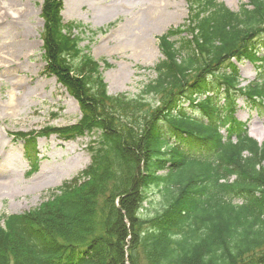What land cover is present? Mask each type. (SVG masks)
I'll return each mask as SVG.
<instances>
[{
    "label": "trees",
    "instance_id": "trees-1",
    "mask_svg": "<svg viewBox=\"0 0 264 264\" xmlns=\"http://www.w3.org/2000/svg\"><path fill=\"white\" fill-rule=\"evenodd\" d=\"M186 2L187 24L159 38L155 79L128 97L107 93L98 64L62 33V2L43 0L45 73L82 116L18 134L24 155L32 172L43 133L95 140L90 164L59 194L0 216V264H139V254L145 264H264V141L236 121L234 95L264 117L260 74L235 90L239 64H264V0L237 12L215 0ZM153 196L161 209L142 216Z\"/></svg>",
    "mask_w": 264,
    "mask_h": 264
},
{
    "label": "rangeland",
    "instance_id": "rangeland-1",
    "mask_svg": "<svg viewBox=\"0 0 264 264\" xmlns=\"http://www.w3.org/2000/svg\"><path fill=\"white\" fill-rule=\"evenodd\" d=\"M215 1L232 12L247 3V0ZM41 3L42 0H0V8L7 18L12 16V11L15 14L13 20L18 22L13 27L0 29L3 58L0 62V216L27 212L48 199L63 182L71 180L89 164L87 146L95 139L86 135L65 141L43 133L35 142L38 169L30 173L31 166L24 155L25 144L14 136L39 133L47 127L68 126L80 118L76 101L55 78L43 74ZM188 10L185 0H64L63 15L64 19L84 26L80 48L84 54L102 62L101 72L109 93L134 97L155 79L153 68L164 59L158 37L170 29L184 26ZM164 13H174L173 19L170 17L163 22L167 18L166 15L162 18ZM158 21L160 27L155 25ZM141 35H146V42L154 47L146 59L134 48V40ZM22 41L24 49L20 52L14 50L12 45ZM103 62L109 67L106 68ZM238 70V88H244L259 74L260 80L264 81V65L258 69L244 62L238 65ZM121 73L123 79L118 81ZM234 95L237 96L236 121L253 138L264 134V117H258L255 106L239 93ZM215 102L221 104L218 97ZM226 124L220 127L224 134L229 126L228 122ZM149 201L143 204L142 216L161 209L156 196ZM138 262L145 264L140 254ZM124 264H127L126 258Z\"/></svg>",
    "mask_w": 264,
    "mask_h": 264
},
{
    "label": "bare ground",
    "instance_id": "bare-ground-1",
    "mask_svg": "<svg viewBox=\"0 0 264 264\" xmlns=\"http://www.w3.org/2000/svg\"><path fill=\"white\" fill-rule=\"evenodd\" d=\"M164 6H166V5H161V7H164ZM167 6H170L171 7V4H169V3H167ZM11 14V13H10ZM9 14V15H10ZM174 14V13H173ZM173 14L172 13H164V14H161L162 15V18H164L165 16H163V15H166V17L167 18H164L162 21L164 22V21H167L168 19H170V17L173 19ZM12 15V14H11ZM13 15H14V13H13ZM12 15V16H13ZM12 16H8V18H7V15L1 10V8H0V29H2L3 27L4 28H6V27H13V26H15V23H18L17 21H14L13 19V17ZM9 18H11L12 19V21L11 20H9ZM156 27H160V24H159V21L158 22H156ZM154 28H155V26H154ZM43 34H44V23H43V30H42V33L40 34V38H41V41H42V57H43V60H44V62H45V67H44V70H43V74H46L45 73V70H46V68H47V65H48V62H47V60L45 59V57H44V50H43V45H44V41H43ZM146 35H141V36H137V38L134 40V42L136 43V45H135V51H136V53L139 55V56H141V57H143V59H146V58H148L149 56H150V53H151V51L154 49V47H150L149 46V43H147L146 42ZM123 39V38H122ZM23 41L22 42H18V43H14L12 46L14 47V50H17L18 52H20L21 50H23L24 49V47H25V45H23ZM32 44H34L33 42H32ZM17 45H19V46H17ZM21 45H23V46H21ZM26 49V48H25ZM156 49V48H155ZM157 50V49H156ZM1 53V52H0ZM6 58V57H5ZM1 59H3L2 57H1V54H0V62H2V60ZM8 61H10L11 62V60H8ZM46 75H48V76H52L53 78H55V76L54 75H51V74H46ZM121 79H123V73H121L119 76H118V78H117V80L119 81V80H121ZM18 80V79H17ZM17 82V81H16ZM24 84H25V82H24ZM11 99H13V95H11L10 96V102H11ZM48 135H50V134H48ZM51 135H53V134H51ZM263 137H264V134H261V135H258V136H255V138L258 140V141H261L262 139H263ZM24 151H26V152H28L29 150L27 149V147L25 146L24 147ZM38 155V153L36 154V156Z\"/></svg>",
    "mask_w": 264,
    "mask_h": 264
}]
</instances>
